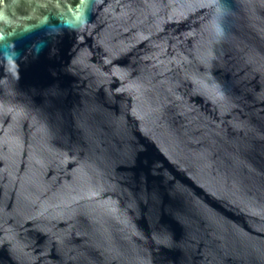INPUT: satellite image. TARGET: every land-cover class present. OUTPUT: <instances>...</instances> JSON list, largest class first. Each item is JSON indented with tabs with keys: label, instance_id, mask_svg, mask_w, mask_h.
<instances>
[{
	"label": "water",
	"instance_id": "95a60500",
	"mask_svg": "<svg viewBox=\"0 0 264 264\" xmlns=\"http://www.w3.org/2000/svg\"><path fill=\"white\" fill-rule=\"evenodd\" d=\"M0 264H264V0H0Z\"/></svg>",
	"mask_w": 264,
	"mask_h": 264
}]
</instances>
